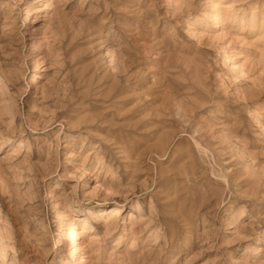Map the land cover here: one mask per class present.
Here are the masks:
<instances>
[{"label": "rangeland", "instance_id": "1", "mask_svg": "<svg viewBox=\"0 0 264 264\" xmlns=\"http://www.w3.org/2000/svg\"><path fill=\"white\" fill-rule=\"evenodd\" d=\"M0 264H264V0H0Z\"/></svg>", "mask_w": 264, "mask_h": 264}, {"label": "bare ground", "instance_id": "2", "mask_svg": "<svg viewBox=\"0 0 264 264\" xmlns=\"http://www.w3.org/2000/svg\"><path fill=\"white\" fill-rule=\"evenodd\" d=\"M109 54H110V53H108V55H109ZM111 54H112V53H111ZM108 55H107V56H108ZM108 58H109V57H108ZM115 211H116V210H112V213L114 214ZM82 222H83V221H82ZM84 224H85V223H84ZM74 229H75V228H74ZM71 234H72V232H69V235H71ZM69 235H68V236H69ZM73 236H74V235H73ZM68 238H69V237H68ZM69 239H70V238H69ZM73 239H74V238H73Z\"/></svg>", "mask_w": 264, "mask_h": 264}]
</instances>
